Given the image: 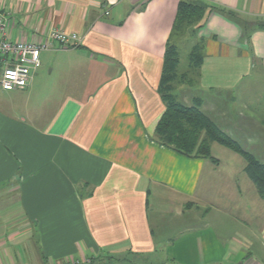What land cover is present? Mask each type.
Returning <instances> with one entry per match:
<instances>
[{
	"label": "crops",
	"instance_id": "1",
	"mask_svg": "<svg viewBox=\"0 0 264 264\" xmlns=\"http://www.w3.org/2000/svg\"><path fill=\"white\" fill-rule=\"evenodd\" d=\"M180 1L0 0L11 41L48 44L26 87L0 88V264H264L246 160L154 135ZM186 1L203 6L182 34L200 60L176 100L264 164V0ZM52 29L81 42L59 48Z\"/></svg>",
	"mask_w": 264,
	"mask_h": 264
},
{
	"label": "trees",
	"instance_id": "2",
	"mask_svg": "<svg viewBox=\"0 0 264 264\" xmlns=\"http://www.w3.org/2000/svg\"><path fill=\"white\" fill-rule=\"evenodd\" d=\"M203 6L197 1L181 0L178 8L174 31L184 28L183 23L197 22L202 16ZM191 26V25H189ZM191 60L198 64L200 60L197 49L192 51ZM175 49L168 44L160 91L164 98L165 108L154 129L156 140L173 147L186 156L210 158L209 144L216 141L240 154L245 160L244 171L253 182L259 195L264 198V164L252 154L245 151L230 135L222 131L197 106H185L176 100L174 94L163 91L164 85L175 77Z\"/></svg>",
	"mask_w": 264,
	"mask_h": 264
},
{
	"label": "built area",
	"instance_id": "3",
	"mask_svg": "<svg viewBox=\"0 0 264 264\" xmlns=\"http://www.w3.org/2000/svg\"><path fill=\"white\" fill-rule=\"evenodd\" d=\"M7 14L0 4V57L5 60V66L0 72V88L12 90L28 85L33 72L40 66V51L47 49L48 44L11 41L6 33ZM49 37L59 48H74L81 42L77 33L62 29H52ZM89 261V259H78L72 261V264H87Z\"/></svg>",
	"mask_w": 264,
	"mask_h": 264
},
{
	"label": "rangeland",
	"instance_id": "4",
	"mask_svg": "<svg viewBox=\"0 0 264 264\" xmlns=\"http://www.w3.org/2000/svg\"><path fill=\"white\" fill-rule=\"evenodd\" d=\"M192 23L193 24H190V22L183 23L182 25L184 28L182 30L180 28L179 31H174V34L172 35L171 40H170V44L175 49V57H176L175 77L172 78L169 82H167V84L164 85V87H163V91L167 92L170 95L171 94L176 95L174 92V87H175V85H177L179 83L178 82L179 79H182V77H183V76H180V73L186 67L185 64H187V61H188L187 58H189L193 54L189 50V47L194 42V38L191 36V34H189L187 36L182 35L183 33L190 32L192 30L194 22H192ZM189 25H191V27L187 31L186 28L187 27L189 28ZM195 49H197V51H200V43L199 42H196ZM191 61H192V63H191L192 66L190 67V71H189L190 75L193 74V70H194L193 60H191ZM261 240H264V238L261 237ZM259 242L261 243V241H259Z\"/></svg>",
	"mask_w": 264,
	"mask_h": 264
}]
</instances>
